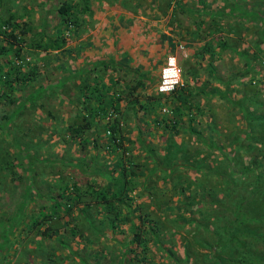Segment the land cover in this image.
<instances>
[{
	"label": "trees",
	"instance_id": "trees-1",
	"mask_svg": "<svg viewBox=\"0 0 264 264\" xmlns=\"http://www.w3.org/2000/svg\"><path fill=\"white\" fill-rule=\"evenodd\" d=\"M16 1L0 0V171L11 166L8 171L12 175L10 179L23 178V184L18 199L14 198L10 205L11 212L7 214L6 209H0V264L12 263L11 256L16 253V247L28 240L43 243L49 249L54 248L53 241H58L61 246L69 249L71 255L75 254L81 264H150L152 245L163 242L162 235L166 231L165 222L151 211H142L131 195V191L137 189L138 176L145 184L150 174V171L143 173L138 170L139 162L128 151L130 144L138 142L143 145L146 142L140 127L143 122L152 131L157 129L169 133L174 149H167L161 156L159 165H163L164 178L177 168L176 176L171 181V191L178 197L175 217H179L180 223L177 226H189V234L193 231L185 241L189 256L177 257L172 254L173 264H185L190 259L192 264H264V99L259 101L264 86H258L252 80L240 85L243 96H248L251 100L255 98L253 100L263 110L255 116L251 109L242 104L244 98L235 99L229 93L237 75H245L256 69L254 61L264 67V46L258 45L257 50L250 53L248 50L234 48L236 53L244 57L246 68L233 72L228 78L221 77L214 64L218 56L216 46L220 50L231 46L222 32L226 30L237 33L244 29V33L255 34L256 26L264 19V7L259 2L248 6L243 0H230L227 10L224 7L213 10L202 6L194 7L195 0L189 2L190 12L194 7V13L201 18L205 15L209 17L206 23H202V19L197 22L195 30L199 37L207 38L199 45L198 50L199 61L207 53V78L199 86L188 84L186 70L183 82L167 91L148 92L145 85L146 74L135 68H131L136 74L132 76L135 80L123 77L121 81L119 76H112L107 81H102L103 73L109 69L120 70L122 60L129 59L120 57L96 60L71 73L63 74L48 94L46 90L49 82H41V66L29 54L33 49L50 52L64 46L72 31L83 28L87 18L92 15L90 2L61 0L55 7L58 18L52 24L45 16L38 17L39 20L33 19L31 13L35 8L24 2L12 7V3ZM163 1L168 7L172 0ZM202 2L205 3L206 0H200ZM177 3L179 9L187 11V4L180 0ZM231 16L236 20L233 25L227 19ZM246 20L251 24L244 25ZM48 25H51V30L47 28ZM257 31L261 41H264V28ZM92 69H96L97 79L83 77L84 86L78 92L79 96L81 92L83 95L81 106L75 104L71 116L66 117L64 123L57 127L65 131V142L71 143L69 141L72 140L82 144L81 147L88 139L87 131H93L92 147L95 153L102 148L110 154V169L105 171L98 166L88 168L89 163L75 161L85 175L84 179L78 180L69 175L71 179L61 183L55 177L56 180L52 184L49 182L47 186L52 187L51 190L45 191L34 179L35 174L40 175L30 157L33 152L32 155L39 159L36 150L31 149L35 145L29 146L11 134V131L17 123H27L25 114H31L37 108L43 109L47 118L55 116L61 120L62 106L60 107L57 97L64 94L71 99L65 91V84H72L73 79L79 75L84 76V73ZM197 70L191 68L190 71L195 73ZM213 80L223 85H213ZM56 91L58 94H54ZM216 96L230 104L243 106V135L236 134L234 139L231 138L230 145L233 147L229 151L225 149L229 140L228 131L218 134L210 125V133L205 135L195 125L200 118L208 120L210 116L216 115L215 109L209 106V100ZM122 100L136 119L135 138L128 136L129 129L123 124L126 115L122 114L119 107ZM164 107L168 111L163 110ZM184 128L187 131H184L187 143L192 134H195L198 140L196 143L207 148V155L221 153L223 163L214 164L213 158L205 161L206 154L194 156L187 151L188 147L178 146L174 136ZM100 134L102 139L99 138ZM11 146L14 151H11ZM181 148L183 149L179 151ZM95 153L91 161L96 160ZM54 159V156H48L43 161L54 162ZM20 160L26 162L24 174L15 169ZM62 161L65 163L66 160ZM184 169L196 170V176H189ZM98 173L106 176L104 182L90 177L91 174ZM35 199H40L36 201L37 210L30 211L28 205ZM1 204L3 203L0 202ZM95 206L107 213H90L88 209L94 211ZM76 209L82 213L84 222L91 225L94 233H103L107 226L109 234L114 236L113 230L123 232L122 224L129 222L128 235L115 238L117 244L121 245L116 254L105 251L104 246H90L87 243L85 248H73L70 243L78 235L90 243L100 242L81 230L77 223ZM94 217L99 218L100 224H94ZM51 219L61 220L63 224L53 227L49 223ZM195 237L199 240L196 241ZM39 264L50 263L43 261Z\"/></svg>",
	"mask_w": 264,
	"mask_h": 264
},
{
	"label": "rangeland",
	"instance_id": "rangeland-1",
	"mask_svg": "<svg viewBox=\"0 0 264 264\" xmlns=\"http://www.w3.org/2000/svg\"><path fill=\"white\" fill-rule=\"evenodd\" d=\"M61 0H17L16 2L12 3V7L20 6L22 2L27 4L28 6H31V8H35L33 12L31 13V16L35 20L40 16H45L49 22L52 24L56 22L57 20V14H56V5L60 3ZM112 1V0H110ZM117 1V0H115ZM179 0H173V6L174 10L178 9V17H179V26L182 23L186 24L189 22V20H196L193 19V16L197 17L199 19V16L192 15L189 11L190 6L188 5L189 2L193 0H180L184 4H187V11H182V9H179V5L177 3ZM196 3H200V0H195ZM247 3L248 6H252L254 3L259 2L262 7H264V0H243ZM18 2V3H17ZM102 2V0H101ZM228 2V3H227ZM230 0H206L204 3L203 8H209L215 10L216 7L221 8L224 7L226 10L228 9V6L230 5ZM37 5V7H35ZM178 6V8H177ZM201 6V5H200ZM19 8V7H17ZM21 9V8H19ZM205 18V17H203ZM168 17L163 18V20H168ZM197 19V20H198ZM226 20V18H224ZM228 20L232 21V25L236 23L235 17H227ZM244 25L248 26L251 24L249 20L244 21ZM85 25V24H84ZM162 24L160 28H158V32H162L164 26ZM48 29H52L51 25L47 26ZM166 28V27H165ZM225 28V27H224ZM256 32L253 34L252 32L244 33V29L239 30L237 33L231 31H224L222 32L223 35L228 39L229 43H231V46L225 48L223 55L220 57L217 56L214 60V64H216V71L218 74L223 78H228L232 75L233 72H238V70H243L246 68V65L244 64V57L240 56L238 53H236L235 49L238 50H248L247 52H251L253 50H257V46L261 45L264 46V41H261V36L258 33V29L264 28V19L260 21V24L256 26ZM77 33H90L89 28L84 26L80 30L76 31ZM175 40H171L168 50L166 52L163 51L162 57H149V58H143V57H131L128 60L124 61L128 64H131L129 70L119 71L116 73L111 72L108 70L106 73H103L102 81H104L105 78H112V76H119V78H125L129 79L132 78V80H135L134 75L135 72L131 68H135L137 70L142 71L144 74H146L147 81L145 82L146 90L148 92H156L158 90V84L161 80V74L163 68L167 65L168 57L170 55L176 56L177 64L180 66V78L179 83L182 80L183 82V74L186 70V74L188 76V84L192 86H199L200 83L204 80H206V71L205 68L207 66L206 64V58L205 55L204 58L199 61L194 58L191 55V51L193 50L194 46H199L202 44V42L205 39H200L197 41H192L190 38L185 40L177 39V37H174ZM183 41V47H180V43L178 41ZM199 42V44L197 43ZM194 44V45H192ZM218 47V46H216ZM235 48V49H234ZM264 48V47H263ZM37 52V51H36ZM263 55V54H262ZM264 56V55H263ZM158 58V59H157ZM128 61V62H127ZM264 62V57L263 60ZM255 64V70H251L245 75H237L236 79L232 81V87L233 89L230 90V94L234 96L235 99H242V104L245 108H249L252 110V114H255L257 112H263L262 108L258 107V104L255 103L253 99H249L248 96H243V93L241 91L242 84H246L248 80L255 81L258 86H264V67L260 65L258 62L254 61ZM133 66V67H132ZM191 68H197V72L192 73L190 70ZM134 69V70H135ZM69 70V69H68ZM96 69H92L91 71H87L84 73V76H77L75 79L72 80V84L66 83L64 88L66 89V93L68 94V97L71 99H68L64 94H61L62 98L64 100H60L59 105L62 106L61 109V120L56 118L55 116L52 118H47L44 114V110L41 108L35 109L31 114L26 113L25 114V122L17 123L16 126L11 131V134L15 135V137L19 138L20 140L24 141L29 146L31 144H34L35 146H32V150H36V155H38L39 159L34 157L32 154L30 157L33 160V165L36 171L39 172L40 175L35 174V180L38 182L40 187H44L45 191L51 190L52 187H47L49 185V182L52 184L54 182L55 177L59 178V181L62 183L64 181L70 180L72 175V178H77L78 180L84 179L85 175L81 172V168L78 163L79 161H82L86 164H88V168H91L92 166H98L99 168H104L105 171L110 169L109 161L111 160L110 154L106 153V151L102 148L97 150L95 153L93 147H92V136L93 131H87L86 135L88 136V139L84 143L85 145L81 147L82 144L77 142H65L63 139V136L66 134L64 130H59L58 125L64 123L63 120H65L66 117L71 116V114L74 112V105L79 104L81 106L82 104V92L79 96V88L84 86V79L88 77L90 80L97 79L95 77ZM68 73V72H66ZM71 73V72H69ZM197 76V77H195ZM101 78H98L101 80ZM196 79V81H195ZM259 79V80H258ZM262 79V80H261ZM122 81V79H121ZM120 81V82H121ZM213 85H220L221 84L218 81L213 80ZM74 85V86H72ZM264 91V90H263ZM66 94V95H67ZM264 99V92H261L259 95V101L261 99ZM256 100V99H255ZM62 102V103H60ZM209 106L213 107L215 110V116H210V119L208 120L204 118H200L196 121L195 125L198 129L201 130L205 135H208L210 133L209 126L211 125L215 130L219 133L229 132V140L227 141V144L225 149L226 151H229L233 146L230 145L231 138L234 139L235 135L238 136L243 135V114L241 111L243 110V106L241 107L240 104L237 103H228L224 99H221L219 97H212V99L209 100ZM210 107H208L210 110ZM126 120H124L123 124H125L127 129H132L136 127V123H133V115L132 113H126ZM126 121V122H125ZM256 120L253 121L255 123ZM210 123V124H209ZM258 123V122H257ZM30 125V127H28ZM230 125V127L228 126ZM57 127V128H56ZM142 128V137L145 138V143L140 144L138 142H134L133 144H130L129 155L131 157H134V160L139 162L138 170L143 173H147L150 171L149 176L147 177V181L144 184L143 180L140 176H138L137 181V189L131 191V195L133 196L135 202L138 206L141 207L142 211L148 210L151 211L152 214L159 217L161 220L165 222L164 228L166 231V234L162 235L164 237L163 242L155 243L152 245V254H151V260H149L150 264H173V261L171 260V255L182 257V256H189L188 253H186L185 249V241L186 239H189V235H192V232L188 233L189 226L181 227L177 226L180 221H178L179 217H175V213H177L175 203L176 199H178L177 194L173 193L171 190L172 187V178L176 176L177 168L175 167L170 175L167 176V178L163 177L164 174V168L163 165H159V161L162 155H164L167 152V149H174L172 147L171 140H169V133H163L161 130L154 129L153 131L146 130L144 122L141 123ZM184 131H186V128H184L180 133H177L174 138L176 140V143L178 146H183V148L188 147L187 151L191 155H205V161L207 160H214L215 163H223L222 154H216L209 153L210 155H207L208 150L204 145H199V143H196L198 141L195 137V134H192V138L190 139V142L187 143V140L184 139ZM131 133H128V136L132 138L131 135H134L135 129H132L130 131ZM187 132V131H186ZM101 136V135H100ZM46 138V139H45ZM101 138V137H100ZM47 141V142H46ZM148 144V145H147ZM189 144V145H188ZM194 144V145H193ZM197 144V146L195 145ZM193 146V147H192ZM199 146V147H198ZM150 147V149H149ZM13 150V146H11ZM183 148L179 149L181 151ZM197 149L202 151H197ZM51 152V153H50ZM84 152V153H83ZM93 153L96 154L95 158L96 160L91 161V158H93ZM218 152V151H217ZM35 155V154H34ZM48 156H54V162H45L43 161L45 157ZM209 156V157H207ZM3 157V156H2ZM25 159V158H24ZM62 159H65L62 161ZM70 159V160H69ZM70 161V162H69ZM76 161V162H75ZM17 162V161H16ZM19 162V163H18ZM16 163L15 169L20 171V173L24 174V169L26 166V162L20 160ZM72 162H75L72 164ZM11 164V163H10ZM75 164V165H74ZM11 167V166H10ZM9 166H7L6 170L0 171V202L3 203L0 205V209H6V213L9 214L11 212L10 205L13 201V199H18V196L21 192L22 184H23V178L20 179H10L12 176L8 171L10 169ZM109 171V170H108ZM185 172H188L189 176H196V170L193 169H184ZM7 172V173H6ZM44 172V173H43ZM45 174V175H43ZM90 177L98 179L100 182H104L106 176L103 175V173H98L96 175L91 174ZM40 199H35V201L31 202L28 205L29 210H37V203L36 201H39ZM12 208V207H11ZM96 210L92 211V209H88L90 213H94L95 215H98V213H107L101 208H96ZM78 218L77 223L80 226L81 230L89 233V235L98 241L99 243H96V241L93 243H90L83 239L84 237H81L78 235L75 237V239L72 241L73 248L77 246V250L79 248H85V244L90 246H96V247H102L104 246L105 251H111L110 254H116L118 250L120 249L121 245L117 244L115 241V238H120L121 236H127L129 233V222L123 223L122 228L123 232H117L116 230L113 234L114 236L110 235V230L106 227L103 229V233H94L93 229L90 227L91 225H88V223L84 222V217L81 212L77 211ZM97 213V214H96ZM187 214V213H186ZM95 218V217H94ZM176 219V221H174ZM58 220V219H56ZM55 219H51L49 221L50 225L53 227H59L63 223L61 220L56 221ZM173 220V221H172ZM100 224L99 218L94 219V224ZM43 228V227H42ZM68 234L66 231L64 232ZM35 236V235H34ZM60 237V235H55ZM116 236V237H115ZM38 237V236H36ZM194 237V236H193ZM39 238V237H38ZM196 241L197 237L194 238ZM26 243V244H25ZM23 244H19L15 251L16 253L11 256L12 263L9 264H39V262L43 261H49L50 264H81L79 260L77 259L75 254H72L69 252V249L61 246V244L58 241H53L52 243L55 244L53 249H49L45 247V244L40 242H33V241H27ZM13 250V248L11 249ZM24 250L25 253L22 251ZM188 254V255H187ZM66 257V258H65ZM49 258V259H47ZM8 264V263H6ZM185 264H192V260H188Z\"/></svg>",
	"mask_w": 264,
	"mask_h": 264
},
{
	"label": "crops",
	"instance_id": "crops-1",
	"mask_svg": "<svg viewBox=\"0 0 264 264\" xmlns=\"http://www.w3.org/2000/svg\"><path fill=\"white\" fill-rule=\"evenodd\" d=\"M162 1L102 0L101 2V0H89L92 15L87 18L84 26L87 25L90 33L72 31L68 42L64 46L55 48L50 52L33 49L29 54V57L32 60H36L41 66V82H49L46 92L49 94L53 90V85L63 74L80 69L86 63H93L96 60L107 58L162 57L163 51L166 52L168 50L171 40H175L174 37H177L178 40L182 38H184L182 40H185L188 36L192 41L207 39L203 36L199 37L195 32L197 22L202 19V23H206L209 20L207 15H205V18H201L197 13H194L196 12L194 7L200 5L204 7L203 2L196 3L191 12V16H199V19L193 16V19L196 20H189L186 24L182 25L181 23L179 26L178 12L174 10L173 0L170 1L168 7ZM163 6L164 10L162 11ZM205 9L209 8L205 7ZM168 16V20H163V18ZM221 22L224 23V20ZM162 24H164L163 31L158 32V28ZM185 31L187 32L185 33ZM178 42L182 44L183 41L180 40ZM197 43L199 44V42ZM216 49L219 57L223 55L225 50H220L219 46ZM198 50L199 46L196 44L191 51V55L195 56L196 59L199 55ZM205 55L207 56V53ZM122 63L120 70L124 72L129 70L131 64L129 66L124 60H122ZM120 70H111V72L116 73ZM104 80L107 81V78ZM180 83H182V80ZM54 94H58V92L56 91ZM60 100H64V98L58 96L57 101ZM119 107L123 115L126 113L130 114L129 107L125 105L123 100L120 101ZM135 121L136 119L134 118L133 123ZM145 125L146 130H149L146 122ZM132 129H135V132L131 136L135 138L137 128ZM131 130H128L129 133H131ZM100 135L99 138L101 137L100 139H102L103 136ZM92 151L94 152V148ZM96 180L99 181L98 179Z\"/></svg>",
	"mask_w": 264,
	"mask_h": 264
},
{
	"label": "built area",
	"instance_id": "built-area-1",
	"mask_svg": "<svg viewBox=\"0 0 264 264\" xmlns=\"http://www.w3.org/2000/svg\"><path fill=\"white\" fill-rule=\"evenodd\" d=\"M179 46L182 47L183 45L180 44ZM169 67L172 68V72L170 74L165 72V69ZM180 71H181V68L177 64L176 57L174 55L169 56L167 65L162 70L161 80L157 86L158 90L167 91L173 88L175 84H178L179 78H180ZM163 110L168 111L166 107H164Z\"/></svg>",
	"mask_w": 264,
	"mask_h": 264
},
{
	"label": "bare ground",
	"instance_id": "bare-ground-1",
	"mask_svg": "<svg viewBox=\"0 0 264 264\" xmlns=\"http://www.w3.org/2000/svg\"><path fill=\"white\" fill-rule=\"evenodd\" d=\"M165 72L168 73V74H170V73L172 72V68H171V67L166 68V69H165Z\"/></svg>",
	"mask_w": 264,
	"mask_h": 264
}]
</instances>
